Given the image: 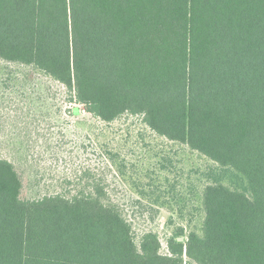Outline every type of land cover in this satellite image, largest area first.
I'll list each match as a JSON object with an SVG mask.
<instances>
[{"label": "trees", "instance_id": "16d2710c", "mask_svg": "<svg viewBox=\"0 0 264 264\" xmlns=\"http://www.w3.org/2000/svg\"><path fill=\"white\" fill-rule=\"evenodd\" d=\"M0 59L33 65L106 122L125 112L247 180L203 194V235L162 254L95 191L20 197L0 158V264H264V0H0Z\"/></svg>", "mask_w": 264, "mask_h": 264}, {"label": "rangeland", "instance_id": "374dc122", "mask_svg": "<svg viewBox=\"0 0 264 264\" xmlns=\"http://www.w3.org/2000/svg\"><path fill=\"white\" fill-rule=\"evenodd\" d=\"M0 158L13 163L20 197L95 191L131 223L139 244L156 233L160 252L183 229L203 235L206 186L222 183L250 194L243 174L154 131L143 114L106 122L73 91L33 65L0 59Z\"/></svg>", "mask_w": 264, "mask_h": 264}, {"label": "water", "instance_id": "95a60500", "mask_svg": "<svg viewBox=\"0 0 264 264\" xmlns=\"http://www.w3.org/2000/svg\"><path fill=\"white\" fill-rule=\"evenodd\" d=\"M179 239H180V240H182L183 238H182V237H180Z\"/></svg>", "mask_w": 264, "mask_h": 264}]
</instances>
